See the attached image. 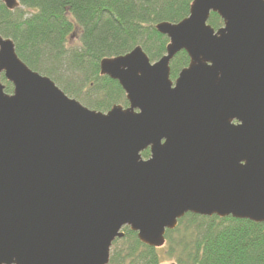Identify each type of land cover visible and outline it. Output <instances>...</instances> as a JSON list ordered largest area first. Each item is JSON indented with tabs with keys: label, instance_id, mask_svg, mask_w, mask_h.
Returning <instances> with one entry per match:
<instances>
[{
	"label": "water",
	"instance_id": "water-1",
	"mask_svg": "<svg viewBox=\"0 0 264 264\" xmlns=\"http://www.w3.org/2000/svg\"><path fill=\"white\" fill-rule=\"evenodd\" d=\"M154 28L168 40L156 62L140 47L99 62L128 104L106 113L0 37V264H108L124 228L160 249L187 214L264 225V0H192Z\"/></svg>",
	"mask_w": 264,
	"mask_h": 264
},
{
	"label": "trees",
	"instance_id": "trees-1",
	"mask_svg": "<svg viewBox=\"0 0 264 264\" xmlns=\"http://www.w3.org/2000/svg\"><path fill=\"white\" fill-rule=\"evenodd\" d=\"M9 11L0 2V37L10 39L19 59L49 78L69 98L106 113L127 107L116 81L100 76L99 62L140 47L151 63L165 54L166 37L155 31L161 22L188 16L192 0H17ZM208 25L222 21L210 14ZM73 43V45H72ZM184 52L170 62L171 81L188 65ZM4 91L12 87L3 78ZM143 159L149 152L141 154ZM110 248L108 264H264V225L232 218L187 214L166 231L160 249L142 245L127 228ZM170 263V262H169ZM167 264V263H165Z\"/></svg>",
	"mask_w": 264,
	"mask_h": 264
},
{
	"label": "rangeland",
	"instance_id": "rangeland-1",
	"mask_svg": "<svg viewBox=\"0 0 264 264\" xmlns=\"http://www.w3.org/2000/svg\"><path fill=\"white\" fill-rule=\"evenodd\" d=\"M72 45H73V43H72ZM1 83L4 85V83H3L2 81H1ZM160 259H161V262H162L163 264L171 262V261L166 262V261H165L166 259H165L164 255H163L162 253H160Z\"/></svg>",
	"mask_w": 264,
	"mask_h": 264
}]
</instances>
